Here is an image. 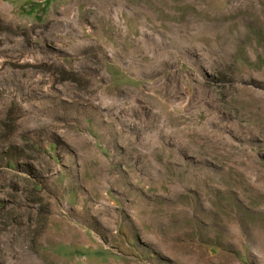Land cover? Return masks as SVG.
<instances>
[{
    "label": "rangeland",
    "instance_id": "rangeland-1",
    "mask_svg": "<svg viewBox=\"0 0 264 264\" xmlns=\"http://www.w3.org/2000/svg\"><path fill=\"white\" fill-rule=\"evenodd\" d=\"M0 264H264V0H0Z\"/></svg>",
    "mask_w": 264,
    "mask_h": 264
},
{
    "label": "trees",
    "instance_id": "trees-1",
    "mask_svg": "<svg viewBox=\"0 0 264 264\" xmlns=\"http://www.w3.org/2000/svg\"><path fill=\"white\" fill-rule=\"evenodd\" d=\"M28 3L30 4V8L29 9H23V11L25 13H30L33 9H35L41 5V3L32 2V1H29Z\"/></svg>",
    "mask_w": 264,
    "mask_h": 264
},
{
    "label": "bare ground",
    "instance_id": "bare-ground-1",
    "mask_svg": "<svg viewBox=\"0 0 264 264\" xmlns=\"http://www.w3.org/2000/svg\"><path fill=\"white\" fill-rule=\"evenodd\" d=\"M237 153V152H236Z\"/></svg>",
    "mask_w": 264,
    "mask_h": 264
}]
</instances>
